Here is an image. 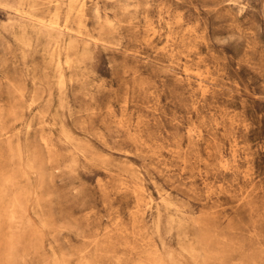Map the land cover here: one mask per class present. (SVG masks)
<instances>
[{
    "label": "rangeland",
    "instance_id": "rangeland-1",
    "mask_svg": "<svg viewBox=\"0 0 264 264\" xmlns=\"http://www.w3.org/2000/svg\"><path fill=\"white\" fill-rule=\"evenodd\" d=\"M0 264H264V0H0Z\"/></svg>",
    "mask_w": 264,
    "mask_h": 264
}]
</instances>
